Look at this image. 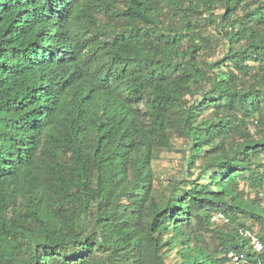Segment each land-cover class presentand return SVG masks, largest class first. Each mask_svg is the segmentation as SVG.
Masks as SVG:
<instances>
[{"label":"trees","instance_id":"trees-1","mask_svg":"<svg viewBox=\"0 0 264 264\" xmlns=\"http://www.w3.org/2000/svg\"><path fill=\"white\" fill-rule=\"evenodd\" d=\"M240 227L264 244V0H0V264H264Z\"/></svg>","mask_w":264,"mask_h":264},{"label":"rangeland","instance_id":"rangeland-1","mask_svg":"<svg viewBox=\"0 0 264 264\" xmlns=\"http://www.w3.org/2000/svg\"><path fill=\"white\" fill-rule=\"evenodd\" d=\"M177 147L182 146V141H177ZM182 153L179 151L165 152L161 158L155 162V168L158 174L160 183H166L168 177L176 173L182 162Z\"/></svg>","mask_w":264,"mask_h":264},{"label":"built area","instance_id":"built-area-1","mask_svg":"<svg viewBox=\"0 0 264 264\" xmlns=\"http://www.w3.org/2000/svg\"><path fill=\"white\" fill-rule=\"evenodd\" d=\"M239 233L250 239V244L255 251V253L260 254L264 250V244L260 236L253 229L249 227H240ZM227 264H251L247 262V259L244 254H240L235 250L228 252V261Z\"/></svg>","mask_w":264,"mask_h":264}]
</instances>
